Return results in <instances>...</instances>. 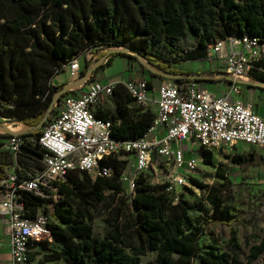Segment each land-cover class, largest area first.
Masks as SVG:
<instances>
[{
	"label": "trees",
	"instance_id": "trees-1",
	"mask_svg": "<svg viewBox=\"0 0 264 264\" xmlns=\"http://www.w3.org/2000/svg\"><path fill=\"white\" fill-rule=\"evenodd\" d=\"M246 33L264 37V0H0V121L29 125L31 130L23 135L38 139L56 113V95L66 86L55 85V77L83 53L91 52L98 61L106 49L125 47L156 68L179 75L187 71L178 64L206 60L212 43ZM116 56L136 58L116 52L100 66L110 67ZM92 66L87 62L81 74ZM260 67L264 59L249 74L264 81ZM112 98L114 109L101 105L94 110L96 117L113 120V134L120 139L146 134L154 113L143 111L122 83ZM44 151L38 142L27 140L21 161L33 166ZM8 155L2 151L0 178L10 164ZM201 157L222 180L208 185L191 178L205 192L210 211L192 201V187L183 186L175 202L168 183L153 184L149 174L139 176L137 194L129 201L120 181L129 160L115 156L106 161L113 169L111 177L94 179L85 171H69L65 180L55 182L61 194L57 201L25 192L30 217L42 207L55 220L53 241H39L36 247L62 264H142L150 252L156 258L146 264H191L196 259L202 264H245L235 236L226 242L209 237L202 243L210 223L231 226L243 219L229 192L227 164H217L214 153L204 147ZM233 160L241 166L259 164L243 155ZM101 206L109 211L103 236L93 226ZM247 245L248 262L264 254V236L254 235Z\"/></svg>",
	"mask_w": 264,
	"mask_h": 264
},
{
	"label": "built area",
	"instance_id": "built-area-1",
	"mask_svg": "<svg viewBox=\"0 0 264 264\" xmlns=\"http://www.w3.org/2000/svg\"><path fill=\"white\" fill-rule=\"evenodd\" d=\"M119 48L124 47L106 49L98 62ZM87 54L93 56L91 52ZM80 57L73 58L61 72L70 81L61 91L65 95H56V113L42 135L35 139L14 134L5 149L16 163L27 140L38 142L45 150L40 159L43 168L35 174L10 172L6 167L5 176L0 178V215L8 226L11 264H28L37 242L53 241L55 237L51 211L39 207L36 215L30 217L24 193L33 192L57 201L61 194L55 182L65 180L69 171H85L94 179L111 177L113 169L106 161L112 156L126 159L129 165L120 181L129 201L137 194L139 176L149 174L152 182L157 179V183H168L167 191L177 202L181 191L178 187L187 185L199 164L204 163L203 157L185 145L199 144L201 151L204 147L214 155L239 142L264 147V118L249 103L231 97L233 92H240L239 84L264 59V37L232 34L210 45L207 59L217 57L222 61L221 70L215 75L231 80L225 94L210 91L202 78L194 75L168 74L166 77L175 81L163 79L156 88L145 72L123 81L135 103L143 111L154 113L153 125L137 139L118 138L113 134V120L96 117L94 110L113 97L117 84L92 80L91 69L83 76ZM88 79L91 81L84 84ZM71 88L75 90L69 92ZM161 176L165 178L162 181Z\"/></svg>",
	"mask_w": 264,
	"mask_h": 264
},
{
	"label": "rangeland",
	"instance_id": "rangeland-1",
	"mask_svg": "<svg viewBox=\"0 0 264 264\" xmlns=\"http://www.w3.org/2000/svg\"><path fill=\"white\" fill-rule=\"evenodd\" d=\"M116 52H124L134 55L136 58H130L132 64L138 68V74L144 73L146 70L154 71L153 73L164 72L155 66L151 65L145 58L141 56H136L127 48H119V50H113ZM113 53V52H112ZM111 53V54H112ZM79 64L80 71H82L87 62H92L93 66L97 64L94 74L92 72L91 79L100 80L104 68L100 64L105 63L108 60V57H105L100 62L97 59L93 60V56L85 53L80 55ZM203 62V69L207 70V63L205 60ZM182 69H189L197 66L196 62H184L177 65ZM209 70V69H208ZM166 73V72H164ZM166 77L168 73L162 74ZM173 75V74H172ZM68 75H58L54 79V84L59 85L62 83L68 84L70 80L67 79ZM134 77V76H133ZM172 77V76H171ZM88 79L84 84H87L91 81ZM113 99V98H112ZM111 99V101H112ZM114 101V100H113ZM106 103H110L109 101ZM30 131V128L22 122H13L7 120L0 121V158L2 151L7 149L10 145V136L14 134H26ZM26 132V133H25ZM7 135V136H5ZM186 148L191 149L198 156H201V147L199 144L191 146L188 144ZM261 146L254 144L246 143H236L233 146L225 148L222 152L215 154L214 159L217 164H227V174L230 181L229 192L233 196L234 203L239 206L241 210V221L235 222L233 225L228 226L220 223H210L206 226L205 234L202 236V243L209 240V237H214L219 239L221 242H226L231 237L235 236L242 244L241 246V259L245 264H264V254H262L257 260L253 262H248V255L250 253V248L247 245V240H253L254 235L264 236V155L261 151ZM19 156V161L16 163L13 159V156L9 153L8 159L10 164L7 166L8 171H23L27 173L35 174L38 170L43 168V162L39 159L36 165V162L33 166H27L21 161V158L26 156L25 152L21 151ZM264 153V150H263ZM22 155V156H21ZM229 155V160L225 161L224 158ZM243 155L248 161L249 157L258 162V165H240L236 160H233L234 156ZM193 178L198 179L199 181L212 185L219 184L222 182L219 178L216 177V168L200 163L198 169L194 172ZM161 181L164 180V176L160 177ZM157 179L153 180V184L157 183ZM192 187L195 191V196L192 197V201H197L203 203L205 209L211 210V207L205 202V192L203 189L195 186L190 180L187 184ZM178 190H182V187H178ZM109 211L101 206L95 211V218L93 221V226L95 234L99 236L104 235L106 228L105 219L108 217ZM8 238V226L7 222L2 220L0 215V262L3 261V264H11V259L8 248L6 246ZM254 243H258L255 242ZM156 258V253L150 252L147 255L142 257V264H146L150 261H154ZM177 258V257H175ZM28 264H62L61 261H54L48 258V253L36 247L30 256V261ZM180 264V263H177ZM191 264H202L199 259H196Z\"/></svg>",
	"mask_w": 264,
	"mask_h": 264
},
{
	"label": "crops",
	"instance_id": "crops-1",
	"mask_svg": "<svg viewBox=\"0 0 264 264\" xmlns=\"http://www.w3.org/2000/svg\"><path fill=\"white\" fill-rule=\"evenodd\" d=\"M205 61L207 62L205 63L207 66V70L203 69V63H202L203 61L196 60V61H191V62H196L197 66L189 68V69H184L185 71H187V74H179V75L200 76L202 78V81L204 82L203 84L210 91L216 94H220V95L228 93L230 90V86H231V80L223 76L220 77V76L215 75L221 70L222 61L217 57H215L214 59H206ZM96 66L97 64L91 68V72H93V74L95 72L94 69L96 68ZM137 70L138 68L134 64H132L129 57L116 56L112 62V65L103 70L100 80L103 82L113 83L116 85V84L122 83L123 81L129 78H132L133 76L136 77L139 71ZM148 70L145 72V75L147 76L148 79L151 80V85L154 88H156L163 79L164 80L166 79L170 82L175 81L174 78L164 77L165 75H162V74H166L164 72L159 71L160 73L156 72L155 73L156 75H154L153 73L154 71H148ZM151 73H153V75H149ZM255 74L260 75L259 73H255ZM169 75H172V74H169ZM173 76H176V75H173ZM206 76H209L208 77L209 79H207ZM261 83H264V81H261L257 79L256 76H252L251 74H249L248 77L239 84L240 92H233L231 94V97L233 99H236V100L241 99L245 101L246 103H249L252 106V108L261 117L264 118V86ZM111 99L112 97H110L109 99L107 98L106 100H104V102L101 105L114 109V101L113 99L111 101ZM108 101L110 103H106ZM27 126L31 128L29 125ZM158 133L161 134L162 130H158ZM186 146L187 145H185V148ZM263 150H264V147L261 148L262 154L264 155ZM226 156L227 157H225L224 160L228 161L229 155H226ZM249 160H253V159L249 157ZM6 246L9 251L8 255H10L8 243L6 244ZM0 264H3V261L0 262Z\"/></svg>",
	"mask_w": 264,
	"mask_h": 264
}]
</instances>
